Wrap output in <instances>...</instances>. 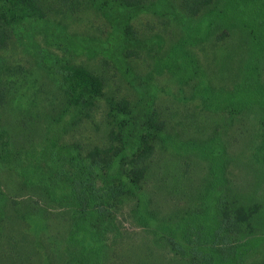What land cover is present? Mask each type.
Returning a JSON list of instances; mask_svg holds the SVG:
<instances>
[{
    "label": "trees",
    "instance_id": "1",
    "mask_svg": "<svg viewBox=\"0 0 264 264\" xmlns=\"http://www.w3.org/2000/svg\"><path fill=\"white\" fill-rule=\"evenodd\" d=\"M144 14L168 46L137 32ZM85 15L99 37L63 23ZM205 43L225 50L210 76L192 49ZM17 46L27 57L0 61V239L16 264H264V0H0V50ZM154 46L167 49L156 68L189 88L186 101L229 114L221 131L169 135L138 70ZM131 69L147 77L140 97L118 75ZM98 116L99 134L84 135ZM227 125L246 160L229 150ZM233 163L246 183L228 176Z\"/></svg>",
    "mask_w": 264,
    "mask_h": 264
},
{
    "label": "rangeland",
    "instance_id": "2",
    "mask_svg": "<svg viewBox=\"0 0 264 264\" xmlns=\"http://www.w3.org/2000/svg\"><path fill=\"white\" fill-rule=\"evenodd\" d=\"M91 16V15H90ZM58 20H62L61 17H58ZM64 24H68L67 28L70 33H76L80 35L79 38H92V36H100L101 34L97 32V27L100 26L99 20H94L93 17L89 19V16H79L75 18H68L67 20L63 21ZM95 25V26H93ZM135 28L137 32L140 35H143V37L149 41L153 40V36L157 33H159L161 36L162 34L164 35V39L167 41V46L170 43V37L168 35H165L164 29L158 19L153 17L151 14H144L139 18V21L135 24ZM38 30V29H37ZM88 35V36H87ZM43 33L38 35L37 37V42H40V44L45 45L42 37ZM87 36V37H86ZM166 37V38H165ZM104 38V37H102ZM42 41V42H41ZM150 44V43H149ZM207 43L204 44L202 48H192L194 52L197 53L198 59L200 64L204 67L205 71L207 72L208 76H210L211 73V67L210 65V60H212L217 55L218 60L215 62L218 63L220 66L224 62L223 61V56L225 53L224 48L222 47L219 51L215 52V50L212 49V47L206 46ZM152 45V44H150ZM210 45V44H209ZM164 46V45H163ZM160 48L158 46L151 47V51L149 54L152 55V58L148 56L147 59V64L141 65V61L138 64L139 71L144 72V74L148 77L149 75V80H150V86L148 89V98H152L154 101V108H157L161 112H164L165 114H168L172 126L169 129V135L174 136L176 133H180L182 136H190V135H196V134H201V135H208L212 133V131H221L225 123L227 122V119L229 117V114L226 112H213L210 113L208 111H205L202 105H200V101L196 100H189L186 101L183 97L189 96V88L187 87H181L180 85L177 84V81L172 80L170 74H168L167 70H160L159 68H156V62L158 61L157 57L159 55L167 56L165 52L167 51L166 48ZM51 50L56 51V53L64 56V52L57 48V46L50 47ZM5 53L3 50H0V61H7L8 63H12L14 59H19L20 57H27L26 53L22 50V47H16L15 51H9V54ZM67 56V55H66ZM69 56V55H68ZM67 56V57H68ZM146 57V56H145ZM31 60L32 66V71H34V76L35 73L39 68H37L34 57H28ZM71 58V57H70ZM77 60V62H82V61H87L89 59L88 56L86 55H81V56H74ZM165 58V57H164ZM98 60H93L94 63H96ZM211 63V64H212ZM133 66H136V64H133ZM132 72L130 71V76L127 78L126 75L124 76L122 72L118 71L119 76H123V85L125 86L124 92L128 91L132 97H135L137 95L140 97V92L142 89V86L144 85V82L147 80V77L145 79L137 78L138 76L133 73V72H138L137 70L131 69ZM143 74V75H144ZM141 75V76H143ZM225 75V74H224ZM145 77V76H144ZM213 77L215 75L213 74ZM136 78V79H135ZM43 80V79H41ZM143 80V81H142ZM148 80V81H149ZM214 85L217 86V88H221L222 84L225 85L229 83V80L227 78L225 79H220L217 78L213 81ZM115 84V83H114ZM115 87V85H113ZM50 92L48 94L44 95V98L48 99L50 96H54L53 92L55 91V88L53 86L49 87ZM186 92V93H185ZM151 100V99H150ZM56 101H58V98H56ZM151 105V104H150ZM101 116H98L96 118V123L94 124L93 120H89L88 123L86 122L84 124L83 129L84 130V135H87L88 137H94L99 134L100 130L102 129L103 126H98V124L101 121ZM205 127V128H204ZM208 127V129H207ZM235 127V126H233ZM231 125H227L226 127V132L229 133L225 135V140L230 141L231 147H229V150L236 155L239 153L240 159H247L248 157L246 156L245 150L246 147H242V145H239L240 143L233 141L232 135L236 134V131L234 130L233 132L230 130L233 128ZM203 133L197 131L198 129H203ZM78 137V134L75 135ZM66 142L71 143L74 141V137L72 134H69L66 139ZM241 147V148H240ZM240 150V151H239ZM230 152V153H231ZM170 152H166L165 154L161 153V151H158V156L159 159L162 156H165V158L169 159L170 161H173V157L171 156ZM179 164L180 160H179ZM203 172V170L197 169V173H194V179L197 182L199 179L200 174ZM228 176L231 179H237L240 180L243 183L247 182V179L249 178L247 175V171L244 170L240 165L238 168L236 167V164L233 163V165L230 167V170L228 171ZM8 176L6 174L0 175V184L4 187V181H6V178ZM8 179V178H7ZM239 183V182H237ZM242 185V183H239ZM163 190V189H161ZM160 195H162L160 193ZM167 205V204H166ZM122 230L126 231L128 233H132L130 235L129 240L134 242V239L138 238L139 236H134V232L137 229L132 228L130 226L129 222H124L122 224ZM134 231V232H133ZM262 237L261 234L256 237L255 242L256 245L259 246L261 242H263L264 237ZM6 241L3 239H0V264H16V260L12 258L11 256H8L6 254ZM8 252V251H7ZM18 264L20 263L17 261Z\"/></svg>",
    "mask_w": 264,
    "mask_h": 264
}]
</instances>
